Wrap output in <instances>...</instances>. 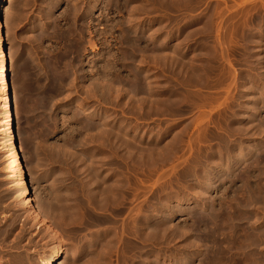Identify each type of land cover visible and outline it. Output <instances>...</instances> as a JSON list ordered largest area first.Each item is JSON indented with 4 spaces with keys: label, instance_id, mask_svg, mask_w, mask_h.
<instances>
[{
    "label": "rangeland",
    "instance_id": "374dc122",
    "mask_svg": "<svg viewBox=\"0 0 264 264\" xmlns=\"http://www.w3.org/2000/svg\"><path fill=\"white\" fill-rule=\"evenodd\" d=\"M94 1L11 0L6 5L9 6L7 10L10 13L11 22L9 28L4 26L3 29L2 51L4 49L7 62L8 75L5 82L9 85L11 93L10 123L16 135H21L29 155L28 162L29 168L32 169V177L28 174V186L31 189V197L35 199L36 205H39L40 211H44V205L49 207L51 204V207L45 208L44 218L58 233V240L63 239L62 247L68 251V257L66 259L62 257L58 262L63 261L64 264H156L157 262V264H182L183 259H191L190 256L193 255L192 258L197 257L191 264H264V122H261L264 120V0H117L118 2L113 0L115 2L112 1L110 11L107 13L104 10L106 0H98V3ZM88 3H90L89 8L85 7ZM73 11L78 13L74 15ZM135 18L143 20L138 21L137 24ZM131 24L133 27L130 26ZM134 26L138 30L137 33ZM162 27H165L164 30ZM110 29L111 31H108ZM153 31L156 33L158 31V34ZM151 33L153 35H150ZM142 35H145L144 39L147 36L145 40L149 43L156 42L155 47L140 44L137 37ZM166 36L169 37L168 41ZM148 37H152V42ZM153 39L157 40L153 41ZM165 39V45L164 43L161 45V41L164 42ZM222 43H225L226 48ZM92 44L93 47H91ZM138 47L142 51L146 48L152 58L158 57L159 53L160 57L152 60L150 56L147 57L148 52L145 50L146 54L140 49L137 51ZM154 50L158 54L153 55L156 53ZM163 53L166 61L161 57ZM141 55L144 56L141 57ZM159 58H162V61L158 60ZM134 59L138 60L134 61ZM135 68L139 70L136 71ZM119 76L120 79H118ZM147 82H150V88ZM109 83L110 85L106 86ZM129 84L131 88L134 84L135 88L131 89L130 86L128 88ZM111 85L120 86L121 89L118 87V90L122 91L119 93L116 91V86L113 89ZM102 87L104 89L110 87V91L112 89L115 91L113 93L107 89L109 94ZM140 88L146 90L142 91ZM125 91L132 97L126 95ZM130 91L133 92L131 95ZM0 92V264H44L51 262L54 255L61 249L52 239L51 233L46 231V228H40L39 223L23 206L24 181L19 180L18 167L14 163L13 134L6 126L7 112L4 110L6 95L1 87ZM143 92L146 93L143 94ZM148 95L149 97L152 95L151 100ZM143 97L147 101L143 100ZM255 98L259 101L257 102ZM161 100H165L166 103L172 100L173 104L172 101L167 104L174 108L172 110L167 108L170 105L164 107L166 104L162 105L165 102ZM254 102L260 108L259 114L254 112L256 105ZM199 103L204 105L200 106ZM171 111H175L177 115ZM202 115L204 117L201 118ZM114 117H116L115 120ZM196 118H201L199 119L201 123L195 122ZM124 121L125 126H123ZM92 126L96 128L93 129ZM100 127L105 128L106 131L103 129L99 134V129H102ZM97 128H99L98 131ZM126 128L130 129L126 133L129 136H125ZM107 131L109 133L107 136H111L108 137L109 140L106 134V137L104 136ZM113 132L117 134L114 135ZM114 136L115 139H113ZM196 137L200 144L195 142ZM120 139H124L123 142H120ZM126 140L130 141L128 144L131 146L127 144L128 141L125 142ZM192 140H195L194 143ZM131 142L135 145L134 149ZM125 144L131 149L127 147V151ZM248 148L250 149L247 150ZM84 155L86 158L83 157ZM236 156L241 157L237 159ZM242 157L244 160H241ZM236 161L240 165L234 168ZM216 170L218 172L223 170L225 174L221 175L222 178L221 176L218 178L216 186L208 191L210 197H213L208 203L209 206L207 205L209 208L201 209L196 206L200 200L198 196H195L196 191L198 190L201 194L208 190L210 182L207 179L211 177L209 174ZM31 178L35 186L31 183ZM199 179L203 180V184H200ZM88 182H92V184L89 183V188ZM94 182L97 183L94 185ZM98 189L99 192H96ZM106 189L109 190V195ZM102 190L104 201L108 202L102 203L101 200L104 197L99 194ZM93 192L98 193L97 195H100L102 199L96 201V205L94 201L93 205L87 207L85 200L94 195ZM111 193L117 199L112 198L114 196ZM185 194L186 198L192 199L191 203L177 206V199L184 198ZM193 196L195 197L192 198ZM97 202H100L99 207ZM139 205H141L139 210L146 214L142 212L139 214L144 218L145 225L141 236V238L145 237L141 240L143 249L140 252L134 249L136 243L140 241L136 237V230H134L135 234L132 233L135 228L131 227L134 224L130 225L138 216H135L138 212L133 214V210L137 208L135 211H139ZM59 210L64 213L61 212L63 213L61 214ZM204 211L211 220L210 225L209 218L199 223L200 217L205 215ZM169 212H174L175 216L170 218L167 216ZM130 217L133 218L132 222H128ZM221 220L222 222L219 223ZM104 221H107V224ZM127 222L130 231L128 227H125L128 225ZM103 225L105 228L108 225L112 229L110 231L108 227L104 229ZM173 227L181 234L173 231ZM148 228L151 230L148 231ZM152 228L159 231L154 232ZM190 229L191 232H189ZM217 230L219 233H216ZM100 232L107 234L105 236ZM124 233L130 238L128 236H124L126 240L124 237L121 238L120 236L125 235ZM132 234L134 238L136 237L135 242L134 238L132 240ZM207 234L212 236H209L210 241L208 237L205 239ZM95 235H98L96 242ZM201 237L202 241H200ZM194 238L196 242L198 240L200 244L206 246L201 256L198 255L193 244L187 243L192 242L191 239ZM127 240L129 242L125 244ZM138 255L140 260L136 257ZM223 256L225 258L222 262ZM151 260L156 262L151 263Z\"/></svg>",
    "mask_w": 264,
    "mask_h": 264
},
{
    "label": "bare ground",
    "instance_id": "6f19581e",
    "mask_svg": "<svg viewBox=\"0 0 264 264\" xmlns=\"http://www.w3.org/2000/svg\"><path fill=\"white\" fill-rule=\"evenodd\" d=\"M8 1L11 2V0H0V15H1V16H0V47H1V55H0V84H1V86H0V87H1L2 92H4L5 95H6V97L4 98V105H5V109H4V110H6L5 112H7V116H6V118H7V124H6V126L8 127V129L10 130V132L13 134V141H14V144H12V145H13V155H14L13 157H14V163H15L16 167H18L17 172H18V174H19L18 177H20L19 180L22 179V180L24 181V183L22 182V183L24 184V188L22 187V188H23V196H22V197H23V202H22V203H23L24 208L27 209V212H29L30 216H31L35 221H37V223H39V227H40V228H46V231H49V232L51 233L52 239H54V241L57 242L58 248L61 249L57 254L54 255L53 260H52L51 262H50V261H49V262H45L44 264H64L65 262H63V261L58 262V261H60V259H61L62 257H64L65 259L68 257V251H67L66 249H63V247H62V245H63V239L61 240V239L59 238V240H58V236H59V235H57L58 233H56V232L54 231L55 229L53 230V228L51 227V225H49V223H48L49 221L46 220V219L44 218V215H45V214L43 215V212L45 211V208H49V207H51V206H50L51 204L49 205V207L44 205V207H45V208H44V211H40L39 208H38L39 205L37 206L36 203H35V199H34L33 197H31V195H32V194H31V189H30V187L28 186V185H29V183H28V174H29L30 177H32V169L29 168L30 165H29V162H28V160H29V155H28V153H27V151H26V147L24 146L25 143H23L22 138H21V135H19V134L16 135V133L14 132V130H13L12 126H11V123H10V122H11V117H12V115H11V109H12L11 93H10V90H9V85H7V83L5 82V80L7 79L6 77H7V75H8V74H7V62H6V60H5V52H4V49H3V51H2V48H3V46H2L3 44H2V43H3V38H4V37H3V35H4V34H3V29H4V26H5V27L8 26V28H9V26H10L9 23L11 22V21H10V20H11V19H10V13H9L8 10H7V8H8L9 6H8V7L6 6L7 3H8ZM112 1H113V0H106V1H105V6H104L105 9H104V10H106V13L110 11V7H111V5H112ZM115 1H117V0H115ZM115 1H113V2H115ZM126 1H127V0H126ZM90 2H91V4H92V1H90ZM94 2L98 3V0H95ZM117 2H118V1H117ZM120 3H121V2H120ZM124 3H125V2H124ZM102 4H103V3H102ZM126 4H127V3H126ZM96 5H97V4H96ZM91 6H92V5H91ZM123 6H124V5H123ZM180 6H181V5H180ZM85 7L89 8V7H90V3H88V5H86ZM87 8H86V9H87ZM77 9L79 10V8H77ZM77 9H75V10H77ZM93 9H94V8H93ZM135 9H136V8H135ZM143 9H144V8H143ZM185 9H186V8H185ZM75 10H74V11H75ZM81 10H82V8H80V11H81ZM100 10H101V8H100ZM9 11H10V10H9ZM74 11H73V12H74ZM85 11H86V10H85ZM73 12H72V13H73ZM81 12H82V11H81ZM81 12H80V13H81ZM98 12H99V11H98ZM104 12H105V11H104ZM77 13H78V12H77ZM77 13L74 12L73 14L75 15V14H77ZM80 13H79V14H80ZM111 13H112V12H111ZM92 14H93V13L91 12V16H92ZM103 14H104V13H103ZM136 14H137V13H136ZM136 14H135V15H136ZM2 15H3V18H2ZM110 15H111V14H110ZM138 15H140V14H138ZM248 15H249V14H248ZM91 16H90V17H91ZM108 16H109V14H108ZM133 16H134V14L131 16V18H132ZM104 17H105V16H104ZM110 18H112V17H110ZM3 19H4V23H2V20H3ZM107 19H108V18H107ZM135 19H136V23H137L138 21L141 20V19L139 20L138 18H135ZM137 19H138V20H137ZM104 20H105V19H104ZM132 20H133V19H132ZM142 20H143V19H142ZM142 20H141V21H142ZM106 21H107V20H106ZM110 21H111V19H110ZM110 21H109V22H110ZM130 21H131V20H130ZM141 21H140V22H141ZM107 22H108V21H107ZM131 22H132V21H131ZM133 22H135V20H133ZM144 22H145V21H144ZM105 23H106V22H105ZM128 23H129V22H128ZM142 23H143V22H142ZM125 24H126V23H125ZM133 24H135V23H133ZM137 24H138V23H137ZM137 24H136V25H137ZM139 24H140V23H139ZM105 25H106V24H105ZM109 25H110V24H109ZM112 25H113V24H112ZM112 25H111V26H112ZM140 25H141V24H140ZM106 26H107V25H106ZM111 26H109V27H111ZM130 26L133 27L132 24H131ZM162 26H163V25H162ZM107 27H108V26H107ZM137 27H138V25H137ZM240 27H241V26H240ZM160 28H161V27H160ZM162 28H163V30H164L165 27H162ZM106 29H108V28H106ZM132 29H133V28H132ZM134 29H135V26H134ZM141 29H142V28H141ZM81 30H82V29H81ZM129 30H130V29H129ZM135 30H136V29H135ZM139 30H140V29H139ZM143 30H145V29H143ZM159 30H160V29L158 28V31H159ZM215 30H216V29H215ZM104 31H105V30H104ZM108 31H111V29L108 30ZM130 31H132V30H130ZM137 31H138V30H136L135 32L137 33ZM140 31H141V30H140ZM150 31H151V30H150ZM155 31H156V30H155ZM155 31H153V32H155ZM158 31H157V33L155 32V34H158ZM132 32L135 33L134 31H132ZM132 32H131V33H132ZM145 32H146V31H145ZM164 32H166V31H164ZM106 33H107V31H106ZM133 33H132V35H133ZM161 33H162V32H161ZM80 34H81V33H80ZM127 34H128V33H127ZM108 35H109V33H108ZM128 35L130 36V34H128ZM128 35H127V36H128ZM150 35H153V34L151 33ZM144 36H145V35H142L143 38L140 36L141 39H140V37H139V38L137 37V39H139V43H140V44H143V45L146 46V47H152V48H154L156 42H155V44H154V43L151 44V43H149V41L145 40V39L147 38V36H146L145 39H144ZM155 36H156V35H155ZM155 36H153V37H155ZM158 36H159V35H158ZM167 36H168V35H167ZM167 36H166L165 38H166L167 41H168V38H169V37L167 38ZM135 37H136V36H135ZM156 37H157V36H156ZM159 37H160V36H159ZM170 37H172V36L170 35ZM188 37H189V36H188ZM124 38H125V37H124ZM131 38H132V37H131ZM133 38H134V37H133ZM148 38H149V37H148ZM151 38H152V37L149 38V40H151L150 42H152V39H151ZM134 39H136V38H134ZM154 39H155V38H154ZM154 39H153V41H156V40H157V39H156V40H154ZM162 39H163V38H162ZM166 39H165L164 42L161 41V43H162L161 45H163V43H164V45H165ZM190 39H191V38H190ZM123 40H124V39H123ZM126 40H127V37H126ZM132 40H133V39H132ZM124 41H125V40H124ZM229 41H230V40H229ZM127 42H128V41H127ZM158 42H160V40H159ZM218 42H219V41H218ZM180 43H181V42H180ZM180 43H178V44H180ZM219 44H220V43H219ZM222 44H223V43H222ZM224 44H225V43H224ZM224 44H223V47L226 46V45L224 46ZM95 45H96V44H95ZM158 45H159V44H158ZM176 45H177V44H176ZM176 45H175V46H176ZM181 45H182V44H181ZM128 46H129V45H128ZM128 46H127V48H128V49H131V48H129V47H131V46H129V47H128ZM133 46H134V45H133ZM91 47H93V44L91 45ZM124 47H125V46H124ZM179 47H180V46H179ZM179 47H178V48H179ZM95 48H96V46H95ZM125 48H126V47H125ZM134 48H135V47H133V52H135V51H134ZM169 48H170V47H169ZM173 48H174V47H173ZM218 48H219V47H218ZM225 48H226V47H225ZM139 49H140L141 52H144V50H145L146 52H148V51L146 50V48L144 49V47H143V49H144L143 51L141 50L140 47H138V50H137V48H136L135 50L139 51ZM131 50H132V49H131ZM131 50H130V51H131ZM125 51H126V50H125ZM128 51H129V50H128ZM160 51H161V50H160ZM6 52H7V51H6ZM133 52H131V53H133ZM141 52H138V53L141 54ZM155 52H156V50H154V53H155ZM162 52H163V51H162ZM173 52H174V51H173ZM152 53H153V52H152ZM176 53H177V52H176ZM133 54H135V53H133ZM144 54H146V53L144 52ZM156 54H158V53L156 52V53L153 54V55H156ZM166 54H167V53H166ZM123 55H124V54H123ZM146 55H147V57L150 56V57L152 58L151 53L149 54V52H148V54H146ZM146 55H145V56H146ZM167 55H168V54H167ZM170 55H172V54H170ZM128 56H129V55H128ZM139 56H140V55H139ZM142 56H144V55H141V57H142ZM177 56H179V55H177ZM130 57H132V56H130ZM130 57H129V58H130ZM133 57H136V56H133ZM147 57H146V58H147ZM154 57H155V56H153L152 60H154V59L156 60L158 57H160V53H159V56H158V57H155V58H154ZM161 57L165 58L166 56L164 57V53H163V55H162ZM174 57H175V56H174ZM181 57H182V56H181ZM129 58H128V59H129ZM143 58H144V57H143ZM148 58H149V57H148ZM126 59H127V58H126ZM130 59H131V58H130ZM132 59H133V58H132ZM161 59H162V58H161ZM161 59L159 58L158 60H161ZM173 59H174V58H173ZM173 59H172V60H173ZM124 60H125V59H124ZM137 60H138V59H137ZM137 60L134 59V61H137ZM140 60H141V59H140ZM164 60L166 61V58H165ZM176 60L178 61V58H176ZM127 61H128V60H127ZM161 61H162V60H161ZM177 61H175V62H177ZM158 62H159V61H158ZM181 62H182V61H181ZM140 63H141V62H140ZM132 64H133V63H132ZM138 64H139V63H138ZM144 64H145V62H144ZM165 64H166V63H165ZM180 64H181V63H180ZM184 64H185V63H184ZM175 65H176V63H175ZM182 65H183V64H182ZM141 66H142V65H141ZM176 66H177V65H176ZM167 67H168V66H167ZM173 67H174V66H173ZM183 67H184V66H183ZM186 67H187V65H186ZM168 68H169V67H168ZM171 68H172V67H171ZM174 68H176V67H174ZM190 69H191V67H190ZM135 70H136V68H135ZM137 70H139V68H138ZM137 70H136V71H137ZM144 70H145V69H144ZM180 70H181V69H180ZM180 70H179V71H180ZM173 71H174V70H173ZM191 71H192V70H191ZM195 71H196V70H195ZM184 72H185V71H184ZM186 72H187V71H186ZM135 73H136V72H135ZM178 73H179V72H178ZM180 73H181V72H180ZM180 73H179V74H180ZM187 73H188V72H187ZM190 73H191V72H190ZM137 74H138V73H137ZM140 74H141V73H140ZM176 74H177V73H176ZM185 74H186V73H185ZM194 74H196V73H194ZM135 75H136V74H135ZM198 75H199V74H198ZM147 76H148V75H147ZM147 76H146V77H147ZM202 76H203V75H202ZM137 77H138V76H137ZM191 77H192V76H191ZM112 78H113V77H112ZM143 78H144V77H143ZM118 79H120V76H119ZM145 79H146V78H145ZM189 79L191 80V78H189ZM112 80H113V79H111V81H112ZM115 80H116V79H115ZM115 80H114V81H115ZM142 80H143V79H142ZM147 80H148V79H147ZM195 80H196V79H195ZM195 80H194V82H195ZM253 80H254V79H253ZM131 81H132V80H131ZM131 81H129V83H130ZM176 81H177V80H176ZM192 81H193V80H192ZM117 82H119V81H117ZM134 82H137V81L134 80ZM186 82H187V81H185V83H186ZM110 83H111V82H110ZM110 83L107 84L106 86H109ZM113 83H114V82H113ZM126 83H127V82H126ZM149 83H150V82H149ZM149 83L147 82L148 85H147V84H146V85L149 86ZM190 83H191V82H190ZM243 83H244V82H243ZM98 84H99V83H98ZM115 84H116V82H115ZM117 84H118V83H117ZM123 84H124V83H123ZM137 84H138V83H137ZM137 84H135V85L137 86ZM140 84H141V83H140ZM188 84H189V83H188ZM193 84H195V83H193ZM112 85H113V84H112ZM112 85H111V86H112ZM118 85L121 86L122 83H121V84H118ZM125 85H126V84H125ZM132 85H133V88H135V87H134V84H132ZM141 85H142V84H141ZM166 85H167V83H166ZM169 85H170V84H169ZM169 85H168V86H169ZM244 85H245V84H244ZM104 86H105V85H104ZM106 86H105V87H106ZM114 86H116V85H114ZM114 86H112L111 88H113ZM120 86H118V87H120ZM126 86H127V85H126ZM129 86H130V88H131V84L128 85V88H129ZM147 86H146V87H147ZM196 86H197V84H196ZM246 86H247V85H246ZM118 87L116 86V89H117L116 91H118V92L120 93V91H122V90H118ZM123 87H125V86H123ZM138 87H140V86L138 85ZM143 87H144V85H143ZM173 87H174V86H173ZM190 87H191V86H190ZM102 88L104 89V87H102ZM102 88H101V89H102ZM109 88H110V87H109ZM109 88L107 87L108 90H109ZM133 88H131V89H133ZM149 88H150V86H149ZM149 88L147 87V90H148ZM165 88H166V87H165ZM170 88H171V87H170ZM107 89H104V90H107ZM113 89H115V88H113ZM113 89H112L111 91H110V90H109V91L112 92ZM120 89H121V87H120ZM122 89H123V88H122ZM140 89H141V88H140ZM152 89H153V88H152ZM162 89H164V88H162ZM244 89H245V88H244ZM249 89H250V88H249ZM99 90H100V89H99ZM108 90H107V91H108ZM124 90H125V88H124ZM124 90H123V94H124ZM127 90H128V89H127ZM127 90H126V91H127ZM138 90H139V89H138ZM141 90H142V89H141ZM141 90H139V91H141ZM144 90H146V89H144ZM144 90H142V91H144ZM149 90H150V92H151V89H149ZM254 90H255V89H254ZM102 91H103V90H102ZM109 91H108L107 93L110 94ZM114 91H115V90H114ZM114 91H113V93H114ZM126 91H125V92H126ZM128 91H129V90H128ZM128 91H127V92H128ZM131 91H132V90H131ZM131 91H130V92H131ZM139 91H138V92H139ZM244 91H245V90H244ZM103 92H104V91H103ZM118 92H117V93H118ZM127 92L125 93L126 95H128ZM130 92H129V93H130ZM135 92H137V90H136ZM148 92H149V91H148ZM148 92H147V93H148ZM164 92H165V91H164ZM255 92H256V91H255ZM261 92H262V91H261ZM0 93H1V92H0ZM115 93H116V92H115ZM117 93H116V94H117ZM132 93H133V92H131L130 95H131ZM140 93H141V92H140ZM144 93H146V92H143V94H144ZM151 93H152V92H151ZM173 93H174V92H173ZM252 93H253V92H252ZM263 93H264V92H263ZM263 93H262V94H263ZM104 94H105V93H104ZM136 94H137V93H136ZM149 94H150V93H149ZM250 94H251V93H250ZM253 94H254V93H253ZM256 94H257V92H256ZM260 94H261V93H260ZM117 95H119V94H117ZM117 95H116V98H118ZM126 95H125V96H126ZM133 95H134V94H133ZM140 95H142V93H141ZM145 95H146V94H145ZM240 95L242 96V94H240ZM263 95H264V94H263ZM120 96H121V95H120ZM120 96H119V97H120ZM128 96H129V95H128ZM134 96H135V95H134ZM151 96H152V95H151ZM151 96H150V97H151ZM107 97H108V96H107ZM121 97H122V96H121ZM129 97H130V96H129ZM131 97H132V96H131ZM131 97H130V98H131ZM138 97H139V96H138ZM145 97H146V96H145ZM150 97H149V95H148V98H149V99H150ZM255 97H256V96H255ZM123 98H124V97H123ZM130 98H129V99H130ZM151 98H152V97H151ZM166 98H167V96H166ZM166 98H165V99H166ZM250 98H251V97H250ZM252 98L254 99L253 96H252ZM257 98H259V97H257ZM108 99H109V98H108ZM134 99H135V98H134ZM227 99H228V98H227ZM255 99H256V98H255ZM130 100H131V99H130ZM139 100H140V99H139ZM139 100H136V101H139ZM141 100H142V98H141ZM143 100H146V99L143 97ZM150 100H151V99H150ZM155 100H156V98H155ZM174 100L176 101V99H173V101H174ZM177 100H178V99H177ZM263 100H264V99H263ZM16 101H17V100H16ZM105 101H106V100H105ZM128 101H129V100H128ZM133 101H134V100H133ZM133 101H131V102H133ZM146 101H147V100H146ZM146 101H145V104H146ZM156 101H157V100H156ZM156 101H155V102H156ZM158 101H159V99H158ZM171 101H172V100H170V101H168V102L171 103ZM173 101H172V104H173ZM201 101H202V100H201ZM252 101H255V100H252ZM256 101L258 102L259 99H256ZM18 102H19V101H18ZM108 102H109V100H108ZM148 102H149V100H148ZM151 102L153 103V101H151ZM151 102H150V103H151ZM161 102H165V100H164V101L161 100ZM161 102H159V103L161 104ZM168 102H167V103H168ZM195 102H196V101H195ZM139 103H140V102H139ZM142 103H143V101H142ZM152 103H151V104H152ZM167 103H166V102H165V103H162V105L166 104V106H164V107H167V105H168ZM192 103H193V102H192ZM200 103H201V102H200ZM200 103H199V105H200ZM252 103H253V102H252ZM254 103H255V102H254ZM261 103H262V102H261ZM261 103H260V104H261ZM136 104H137V102H136ZM194 104H195V103H194ZM196 104H197V103H196ZM255 104H256V105H255V107H254V112H255L256 114H259V112H260V108L257 106V103H255ZM140 105H141V104H140ZM147 105H148V104H147ZM157 105H159V104L157 103ZM169 105H170V104H169ZM169 105H168V106H169ZM174 105H175V103H174ZM176 105H178V104H176ZM201 105H204V104H201ZM201 105H200V106H201ZM252 105H253V104H252ZM252 105H251V106H252ZM258 105H259V103H258ZM152 106H154V105L152 104ZM152 106H151V108H154V107H155V106H154V107H152ZM170 106H171V105H170ZM170 106L167 107V108H170V110H172V108H174V107H172V106L170 107ZM180 106H181V104H180ZM180 106H179V107H180ZM200 106H199V107H200ZM242 106H243V105H242ZM138 107H140V106H138ZM138 107H137V108H138ZM149 107H150V106H149ZM156 107H157V106H156ZM176 107H177V106H176ZM179 107H177V108H179ZM249 107H250V106H249ZM252 107H253V106H252ZM3 108H4V107H3ZM137 108H136V109H137ZM144 108H145V107H144ZM159 108L161 109V107H159ZM167 108H166V109H167ZM244 108H246V107H244ZM162 109H163V108H162ZM180 109H181V108H180ZM185 109H186V108H185ZM185 109H184V111H185ZM149 110H150V109H149ZM153 110H154V109H153ZM155 110H157V109L155 108ZM163 110H164V109H163ZM173 110H174V109H173ZM252 110H253V109H252ZM262 110H263V108H262ZM140 111H141V110H140ZM157 111H158V110H157ZM178 111H180V110H178ZM191 111H192V110H191ZM145 112H146V111H145ZM145 112H144V113H145ZM150 112H151V111H150ZM152 112H153V111H152ZM160 112H161V111H160ZM164 112H167V111H164ZM171 112H173V111H171ZM182 112H183V111H182ZM182 112H180V113H182ZM173 113H175V111H174ZM186 113H187V112H186ZM127 114H128V113H127ZM165 114H166V113H165ZM168 114H169V113H168ZM108 115H109V114H108ZM110 115H111V114H110ZM121 115H122V114H121ZM147 115H148V114H147ZM147 115H146V116H147ZM150 115H152V114H150ZM150 115H149L148 117H150ZM170 115H171V114H170ZM172 115H173V114H172ZM175 115H177V114L175 113ZM204 115H205V114H204ZM126 116L129 117V115H126ZM180 116H181V115H180ZM205 116H206V115H205ZM112 117H113V116H112ZM122 117H123V116H122ZM137 117H138V116H137ZM197 117H198V116H197ZM202 117H204V116L202 115L201 118H202ZM207 117H208V115H207ZM207 117H205V118H207ZM101 118H103V117H101ZM110 118H111V117H110ZM115 118H116V117H114V120H115ZM201 118H199V119H201ZM208 118H209V117H208ZM241 118H242V116H241ZM259 118H260V117H259ZM262 118H263V117H262ZM117 119H118V118H117ZM124 119H125V118H124ZM131 119H132V118H131ZM137 119H138V118H137ZM194 119H195V118H194ZM196 119H197V120H196L195 122H199V121H200L198 118H196ZM225 119H226V118H225ZM251 119H252V117H251ZM101 120H102V119H101ZM103 121H104V120H103ZM105 121H107V120H105ZM252 121H253V120H252ZM191 122H192V120H191ZM193 122H194V121H193ZM208 122H209V121H208ZM222 122H223V121H222ZM258 122H260V120H258ZM261 122L263 123L264 120L261 121ZM261 122H260V123H261ZM102 123H103V122H102ZM124 123H125V121L123 122V124H124ZM136 123H137V122H136ZM199 123H201V122H199ZM248 123H249V122H248ZM260 123H259V124H260ZM103 124H104V123H103ZM131 124H132V123H131ZM165 124H166V123H165ZM196 124H197V123H196ZM215 124H216V123H215ZM226 124H227V123H226ZM256 124H257V122H256ZM91 125H92V124H91ZM100 125H101V124H100ZM100 125H99V126H100ZM105 125H106V123H105ZM157 125H158V124H157ZM261 125H262V124H261ZM261 125H260V127H261ZM97 126H98V125H97ZM99 126H98V127H99ZM118 126H119V125H118ZM123 126H125V124H124ZM129 126H130V125H129ZM131 126H132V125H131ZM137 126H138V125H137ZM204 126H205V125H204ZM208 126H209V125H208ZM208 126H206V127H208ZM252 126H253V125H252ZM258 126H259V125H258ZM103 127H105V126H103ZM107 127H108V125H107ZM119 127H120V126H119ZM121 127H122V126H121ZM148 127H149V126H148ZM206 127H204V128H206ZM209 127H210V126H209ZM209 127H208V128H209ZM253 127H254V126H253ZM260 127H259V130H260ZM263 127H264V126H263ZM87 128H88V127H87ZM90 128H91V127H90ZM92 128H93V126H92ZM95 128H96V127H95ZM95 128H93V129H95ZM100 128H102V127H100ZM105 128H106V127H105ZM105 128H102L101 130H100L99 128H97V131H98V129H99V131H100L99 134H101V131H102L103 129H105ZM257 128H258V127H257ZM121 129H122V128H121ZM126 129H127V128H126ZM131 129H132V127H131ZM146 129H147V128H146ZM146 129H144V130H146ZM262 129H263V128H262ZM87 130H88V129H87ZM107 130H108V129H107ZM109 130H112V129L109 128ZM119 130H120V129H119ZM123 130H124V129H123ZM123 130H122V131H123ZM129 130H130V129L128 128L126 132L124 131V132H125V136H129V135H126V133H127ZM105 131H106V129H105ZM120 131H121V130H120ZM241 131H242V130H241ZM124 132H123V133H124ZM133 132H134V131H133ZM259 132H260V131H259ZM261 132H262V131H261ZM102 133H103V132H102ZM107 133H108V131H107ZM107 133H104V136H105V134H106V136L109 135V133H108V134H107ZM110 133H112V132H110ZM113 133H114V135L117 134V132H116V133L113 132ZM119 133H120V132H119ZM163 133H164V132H163ZM242 133H243V132H242ZM97 134H98V133H97ZM145 134H146V133H145ZM122 135H124V134H122ZM99 136H100V135H99ZM102 136H103V135H101V137H102ZM104 136H103V137H104ZM106 136H105V137H106ZM112 136H113V135H112ZM117 136H119V135H117ZM117 136H116V137H117ZM125 136H123V137H125ZM105 137H104V138H105ZM108 137H109V136H107V138H108ZM110 137H111V136H110ZM110 137H109V138H110ZM119 137H120V136H119ZM109 138H108V140H109ZM117 138H118V137H117ZM125 138H126V137H125ZM135 138H136V137H135ZM141 138H143V137H141ZM253 138H254V137H253ZM113 139H115V136H114ZM127 139H128V138H127ZM149 139H150V138H149ZM242 139H243V138H242ZM242 139H241V140H242ZM245 139H246V138H245ZM106 140H107V139H106ZM108 140H107V142H109ZM116 140H117V139H116ZM116 140H115V142H116ZM123 140H124V139H123ZM123 140L120 139V142H123ZM129 140H131V139H129ZM132 140H133V138H132ZM141 140H142V139H141ZM195 140H196V141H195ZM195 140H192L193 143H194V141H195L196 143L199 142V141H197V137H196ZM200 140H201V139H200ZM110 141H111V140H110ZM127 141H128V140H126L125 142H127ZM252 141H253V140H252ZM104 142H105V140H104ZM111 142H112V141H111ZM115 142H114V144H115ZM125 142H124V143H125ZM129 142H130V141H128L127 144H128ZM101 143H102V142H101ZM118 143H119V140H118ZM124 143H123V145H124ZM103 144H104V143H103ZM121 144H122V143H121ZM131 144L133 145L132 147H133V149H134V146H135V145L133 144V142H131ZM135 144L138 145V143H135ZM190 144H191V141H190ZM199 144H200V142H199ZM240 144H241V143H240ZM252 144H253V143H252ZM256 144H257V143H256ZM109 145H110V144H109ZM128 145H129V144H128ZM140 145H141V144H140ZM174 145H175V144H174ZM238 145H239V144H238ZM253 145H254V144H253ZM102 146H103V145H102ZM125 146H126V148H127V147L129 148V146H131V145L127 146V145L125 144ZM125 146H124V147H125ZM141 146H142V145H141ZM141 146H140V147H141ZM198 146H199V145H198ZM248 146H249V145H248ZM248 146H247V147H248ZM118 147H120V146H118ZM136 147H137V146H136ZM138 147H139V146H138ZM138 147H137V148H138ZM241 147H242V146H241ZM249 147H250V146H249ZM128 148H127V151H128ZM152 148H154V147H152ZM189 148H190V146H189ZM195 148H197V147H195ZM244 148H245V147H244ZM250 148H251V147H250ZM250 148H248L247 150H249ZM120 149H121V148H120ZM129 149H131V147H130ZM141 149H143V147H142ZM158 149H159V148H158ZM240 149H241V148H240ZM118 150H119V149H118ZM153 150H154V149H153ZM227 150H228V148H227ZM255 150H256V149H255ZM129 151H130V150H129ZM133 151H135V150H133ZM133 151H132V153H134ZM163 151H164V150H163ZM229 151H230V150H229ZM130 152H131V151H130ZM138 152H139V151H138ZM138 152H137V153H138ZM146 152H147V151H146ZM236 152H237V151H236ZM252 152H253V150H252ZM170 153H171V152H170ZM197 153H198V152H197ZM240 153H242V152H240ZM244 153H245V152H244ZM124 154H125V153H124ZM124 154H123V155H124ZM159 154H160V153H159ZM246 154H248V153H246ZM249 154H250V153H249ZM123 155H122V156H123ZM129 155H130V154H129ZM129 155H128V156H129ZM143 155H144V154H143ZM251 155H252V154H251ZM126 156H127V154H126ZM132 156H133V155H132ZM144 156H145V155H144ZM216 156H217V155H216ZM226 156H227V155H226ZM242 156H244V155H242ZM247 156H248V155H247ZM249 156H250V155H249ZM81 157H82V156H81ZM83 157H85V155H84ZM236 157H237V156H236ZM238 157H239V156H238ZM238 157H237V159H238ZM240 157H241V156H240ZM240 157H239V158H240ZM85 158H86V157H85ZM85 158H83V159H85ZM125 158H126V157H125ZM128 158H129V157H128ZM128 158H127V160H128ZM133 158H134V157H133ZM138 158H139V157H138ZM138 158H137V159H138ZM141 158H142V157H141ZM141 158H140V159H141ZM162 158H163V157H162ZM219 158H220V156H219ZM224 158H225V157H224ZM229 158H230V154H229ZM135 159H136V158H135ZM142 159H143V158H142ZM145 159H146V158H145ZM199 159H200V158H199ZM226 159H227V157H226ZM234 159H236V158H234ZM110 160H111V159H110ZM129 160H130V159H129ZM223 160H224V159H223ZM223 160L221 161V163L223 162ZM229 160H231V159H229ZM229 160H228V162H229ZM241 160H244L243 157H242ZM124 161H125V160H124ZM132 161H133V160H132ZM226 161H227V160H226ZM145 162H146V161H145ZM145 162H144V163H145ZM207 162H208V161H207ZM210 162H211V161H210ZM231 162H232V161H231ZM236 162H237V161H236ZM240 162H242V161H240ZM141 163H142V162H141ZM201 163H202V162H201ZM221 163H220V164H221ZM202 164H203V163H202ZM238 164H239V162H237L233 167L235 168L236 166H238ZM206 165H207V164H206ZM210 165H211L212 168H213L214 162H213V165H212V163H211ZM239 165H240V164H239ZM214 166H215V165H214ZM219 166H220V165H219ZM221 166H223V164H222ZM221 166H220V167H221ZM224 166H225V165H224ZM226 166H229V165H226ZM87 167H88V166H87ZM87 167H86V168H87ZM132 167H133V166H132ZM142 167H143V166H142ZM215 167H216V166H215ZM229 167H230V166H229ZM231 167H232V166H231ZM231 167H230V168H231ZM206 168H207V167H206ZM221 168H222V167H221ZM88 169H89V167H88ZM116 169H117V168H116ZM202 169H203V168H202ZM207 169H208V168H207ZM207 169H206V170H207ZM217 169H218V168H217ZM219 169H220V168H219ZM224 169H225V172H227V171H226V168H224ZM224 169H223V170H224ZM228 169H229V168H228ZM232 169H233V168H232ZM86 170H87V169H86ZM90 170H91V169H90ZM118 170H119V169H118ZM203 170H204V169H203ZM223 170H221L222 172H218L217 170H216L215 172H212V174H209V175H211V177L208 175V177H210L209 179H207V180L210 182V183H209V186L207 185V186H208V190L205 191V193H201V194H199L200 192H198V190L196 191V192H197V195H195V196H198V197L200 198V200L196 203V206L200 207L201 209H206V208L208 209V208H209V207H207V205H208V203H210V200H212L211 198H213V197H210V193H209L208 191L211 190V189H213V188L216 186V182H217L218 178H219L221 175L223 176V175L225 174V172H224ZM88 171H89V170H88ZM211 171H212V170H211ZM219 171H220V170H219ZM95 172H97V171H95ZM135 172H136V171H135ZM151 172H152V171H151ZM195 172H196V171H195ZM203 172H204V171H203ZM204 173H205V172H204ZM204 173H203V175H204ZM206 173H207V172H206ZM227 173H228V172H227ZM87 174H88V173H87ZM185 174H186V173H185ZM197 175H198V174H197ZM200 175H201V174H200ZM93 176H94V175H93ZM95 176H96V173H95ZM98 176H99V175H98ZM98 176H97V177H98ZM206 176H207V175H205V177H206ZM222 176H221V178H222ZM105 177H106V176H105ZM191 177H192V176H191ZM201 177H204V176L201 175ZM199 178H200V177H199ZM95 179H97V178L95 177ZM202 179H203V178H202ZM205 179H206V178H205ZM225 179H226V178H225ZM227 179H228V178H227ZM227 179H226V180H227ZM22 180H21V181H22ZM88 180H90V179H88ZM92 180H93V179H91V181H92ZM103 180L106 181V179H103ZM199 180H200V179H199ZM199 180H198V181H199ZM203 180H204V179H203ZM203 180H200V184H201V183L203 184V182H202ZM207 180H206V181H207ZM29 181H30V180H29ZM97 181H98V180H97ZM198 181H197V182H198ZM208 181H207V182H208ZM100 182H101V180L99 181V184H100ZM114 182H115V181H114ZM31 183H33V186H35V182H34L33 178H31ZM89 183H90V182L87 183L88 188H89V185L92 184V182H91L90 184H89ZM95 183H97V182H94L93 184L95 185ZM116 183H117V182H116ZM219 183H220V180H219ZM23 184H22V185H23ZM85 184H86V183H85ZM102 184H103V183H102ZM123 184H125V183H123ZM197 184H198V183H197ZM206 184H208V183H206ZM247 184H248V183H247ZM94 185H93V186H94ZM108 185H109V184H108ZM110 185H111V184H110ZM117 185H118V184H117ZM117 185H116V186H117ZM120 185H122V184H120ZM198 185H199V184H198ZM204 185H205V183H204ZM98 186H99V185H98ZM102 186H103V185H102ZM102 186H101V187H102ZM105 186H106V185H105ZM125 186H128V185H125ZM107 187H109V186H107ZM110 187H111V186H110ZM123 187H124V186H123ZM202 187H203V186H202ZM34 188H35V187H34ZM98 188H100V187H98ZM112 188H114V187L112 186ZM112 188H111V189H112ZM119 188H120V187H119ZM119 188H118V189H119ZM121 188H122V187H121ZM196 188H197V187H196ZM200 188H201V187H200ZM203 188H204V187H203ZM206 188H207V187H206ZM256 188H257V187H256ZM91 189H92V188H91ZM190 189H191V188H190ZM106 190H107V189H106ZM195 190H196V189H195ZM91 191H92V190H91ZM108 191H109V190H107V193H108ZM110 191H111V190H110ZM115 191H116V190H115ZM122 191H123V190H122ZM212 191H213V190H212ZM85 192H86V191H85ZM89 192H90V191H89ZM96 192H99V189H98V191H96ZM33 193H34V191H33ZM56 193H57V192H56ZM93 193H94V195L92 194V196H91L90 198H87L88 201L85 200V201H86L85 205H86V204L88 205L87 207H89V205H90V206L93 205V204H94V201H95V205H96V201H100V199H102V198L100 197V195H97L98 193H97V194H95V192H93ZM104 193H105V192H104ZM114 193H115V192H114ZM188 193H189V192H188ZM188 193H187V194H188ZM220 193H221V192H220ZM99 194H101V196H102V195H103V190H102V193H101V191H100ZM109 194H110V192H109L107 195H109ZM115 194H116V193H115ZM118 194H119V192H118ZM191 194L193 195V193H191ZM198 194H199V195H198ZM105 195H106V194H105ZM111 195H112V193H111ZM179 195H180V194H179ZM112 196H114V194H113ZM128 196H129V195H128ZM168 196H169V194H168ZM175 196H176V195H175ZM177 196H178V195H177ZM184 196H185V197H184ZM184 196H183L184 198L177 199V206H178V205L180 206V205H183V204L191 203L192 199H188V198H186V194H185ZM195 196H193L192 198H194ZM254 196H255V195H254ZM87 197H89V196H87ZM102 197H104V196H102ZM121 197H124V196L121 195ZM259 197H260V196H259ZM67 198H68V197H67ZM83 198H84V197H83ZM108 198H110V196H108ZM112 198L117 199V198H115V196L112 197ZM177 198H179V196H178ZM190 198H191V197H190ZM196 198H197V197H196ZM199 198H197V199H199ZM249 198H250V197H249ZM104 199H105V197L101 200L102 203L105 202V201H107V200L104 201ZM121 199H123V198H121ZM121 199H120V200H121ZM164 199H165V198H164ZM263 199H264V198H263ZM118 200H119V199H118ZM124 200H126L125 197H124ZM124 200H123V201H124ZM172 200H173V198H172ZM190 200H191V201H190ZM230 200H231V199H230ZM66 201H67V200H66ZM112 201H113V199H112ZM115 201H117V200H115ZM115 201H114V202H115ZM123 201H122V202H123ZM127 201H128V200H127ZM157 201H158V200H157ZM175 201H176V200H175ZM194 201H195V200H194ZM87 202L90 203V204H88ZM107 202H108V201H107ZM107 202H106V204L109 205ZM109 202H111V201H109ZM114 202H113V203H114ZM117 202H118V201H117ZM119 202H120L119 204H121V201H119ZM124 202H125V201H124ZM131 202H132V201H131ZM236 202H237V201H236ZM52 203L55 204L54 202H52ZM98 203H100V202H97V207H99V206H98ZM127 203H129V202H127ZM44 204H45V203H44ZM106 204H105V206H106ZM111 204H112V202H111ZM111 204H110V205H111ZM117 204H118V203H116V205H117ZM119 204H118V205H119ZM129 204H130V203H129ZM156 204L158 205V203H156ZM161 204H162V203H161ZM194 204H195V203H194ZM211 204H212V203H211ZM46 205H47V204H46ZM57 205H58V204H57ZM85 205H84V207H85ZM116 205H115V206H116ZM123 205H126V204L123 203ZM141 205H142V204H141ZM141 205L138 206V210L141 209V208H139V207H141ZM164 205H165V202H164ZM54 206H55V205H54ZM54 206H53V207H54ZM66 206H67V205H66ZM105 206L103 205V207H105ZM150 206H151V205H150ZM158 206H159V205H158ZM160 206H161V205H160ZM174 206H175V205H174ZM208 206H209V205H208ZM57 207H60V206H57ZM94 207H95V206H94ZM101 207H102V206H101ZM110 207H111V206H110ZM116 207H117V206H116ZM121 207H122V206H121ZM123 207H124V206H123ZM128 207H129V205H128ZM162 207H165V206H162ZM162 207H161V208H162ZM166 207H167V206H166ZM168 207H169V206H168ZM171 207H172V206H171ZM180 207H181V206H180ZM24 208H23V209H24ZM40 208H41V207H40ZM42 208H43V207H42ZM62 208H63V207H62ZM92 208H93V206H92ZM92 208H90V209H91V210H94V209H92ZM95 208H96V207H95ZM108 208H109V207H108ZM112 208H113V207H112ZM155 208H156V207H155ZM178 208H179V207H178ZM195 208H196V207H195ZM210 208H211V206H210ZM53 209H54V208H53ZM99 209H100V208H99ZM101 209H102V208H101ZM101 209H100V210H101ZM120 209H121V208H120ZM136 209H137V208H135V210H136ZM152 209H153V208H152ZM185 209H186V208H185ZM42 210H43V209H42ZM49 210H50V209H49ZM51 210H52V209H51ZM57 210H58V209H57ZM60 210H61V209H60ZM60 210H59V211H60ZM63 210H64V209H63ZM114 210H115V209H114ZM116 210H117V209H116ZM116 210H115V211H116ZM118 210H119V209H118ZM124 210H125V209H124ZM126 210H127V208H126ZM135 210H133V211H134L133 214H136V213L138 212V214L135 215V216H137V215H138V216L136 217L135 221L133 220L134 223H130V225H131V224H134V226L132 225L133 227H131V228H135V229H133L132 233H134V232H135L134 230H136L135 233L137 234V236H136V235H135V236H136L137 239L140 241V242L138 241L139 243H136L137 245H136V248H134V249H136V250H138V251L140 252V250L143 249V248H142V245H143V244H141V240H142V238H145V237H142V238H141V236H142V230H143V231L145 230V229H144V228H145V225L143 224V221H144L143 219H144V218H142V216H140L139 214H142V213H144V212H142V210H141V211H140V210H139V211H135ZM143 210H144V209H143ZM146 210H147V209H146ZM160 210H161V209H160ZM166 210H167V209H166ZM172 210H173V209H172ZM196 210H197V209H196ZM211 210H212V208H211ZM66 211H67V210H66ZM66 211H65V213H66ZM119 211H120V210H119ZM154 211H155V210H154ZM174 211H175V210H174ZM178 211H179V210H178ZM181 211H182V210H181ZM202 211H203V210H202ZM206 211H207V210H206ZM209 211H210V209H209ZM209 211H208V212H209ZM45 212H46V211H45ZM47 212L49 213L48 210H47ZM50 212H51V211H50ZM56 212H57V211H56ZM61 212H63V211H60V213H61ZM90 212H92V211H90ZM90 212H89V213H90ZM123 212H124V211H123ZM123 212H121V213H123ZM126 212H127V211H126ZM128 212H129V211H128ZM128 212H127V213H128ZM131 212H132V211H131ZM135 212H136V213H135ZM140 212H142V213H140ZM204 212H205V211H204ZM53 213H54V212H53ZM53 213H52V215H54ZM63 213H64V212H63ZM63 213H61V214H63ZM108 213H109V212H108ZM152 213H153V212H152ZM177 213H178V212H177ZM177 213H176V215H177ZM194 213H195V210H194ZM210 213H211V212H210ZM55 214H56V213H55ZM113 214H114V213H113ZM119 214H120V213H119ZM131 214H132V213H131ZM144 214H145V213H144ZM162 214H163V213H162ZM189 214H190V213H189ZM64 215H65V214H64ZM86 215H87V214H86ZM103 215H104V214H103ZM122 215H123V214H122ZM145 215H146V214H145ZM148 215H149V214H148ZM152 215H153V214H152ZM164 215H165V214H164ZM166 215H167V214H166ZM178 215H179V213H178ZM178 215H177V216H178ZM193 215H196V214H193ZM197 215H198V214H197ZM199 215H201V214H199ZM199 215H198V216H199ZM92 216H93V215H92ZM95 216H96V215H95ZM120 216H121V215H120ZM131 216H132V215H131ZM133 216H134V215H133ZM167 216H169V217L171 218V217H174L175 214H174V212H171V213L169 212V215H167ZM198 216H197V217H198ZM211 216H212V215H211ZM211 216H210V217H211ZM213 216H214V215H213ZM65 217H66V215H65ZM93 217H94V216H93ZM96 217H98V216H96ZM117 217H118V216H117ZM121 217H123V216H121ZM149 217H150V216H149ZM153 217H154V216H153ZM158 217H159V216H158ZM169 217H168V218H169ZM215 217H216V216H215ZM219 217H220V216H219ZM63 218H64V217H63ZM66 218H67V217H66ZM102 218H103V217H102ZM102 218H101V220H102ZM105 218H106V217H105ZM123 218H125V217H123ZM128 218H129V217H128ZM128 218H127V219H128ZM146 218H147V217H146ZM162 218H163V217H162ZM194 218H195V216H194ZM194 218H193V219H194ZM198 218H199V217H198ZM208 218H209V217H208V214L205 212V215H203L202 218L200 217L201 221L198 219V220L200 221L199 223H202L203 221H204V222L207 221ZM213 218H214V217H213ZM213 218H212V220H213ZM97 219H98V218H97ZM127 219H126V221H127ZM131 219H133V218L130 217V220L128 219V222H129V221L132 222ZM147 219H148V218H147ZM147 219H145V220H147ZM196 219H197V218H196ZM64 220H65V218H64ZM64 220H63V221H64ZM103 220H104V219H103ZM106 220H107V219H106ZM198 220H197V221H198ZM208 220H210V218H209ZM97 221H98V220H97ZM97 221H96V222H97ZM195 221H196V220H195ZM235 221H236V220H235ZM100 222H101V221H100V219H99V222H98L99 225H100ZM104 222H105V221H104ZM104 222H103V223H104ZM128 222H127V224H128ZM146 222H147V221H146ZM220 222H222V220L219 221V223H220ZM98 223H97V224H98ZM109 223H110V220H109ZM192 223H193V221H192ZM195 223H197V222H195ZM209 223H211V220L208 222V224H209ZM225 223H227V222L225 221ZM66 224H67V223H66ZM105 224H107V221L105 222ZM114 224H115V223H114ZM124 224H126V223H124ZM193 224H194V223H193ZM197 224H198V223H197ZM206 224H207V222H206ZM101 225H102V224H101ZM109 225H110V224H109ZM111 225H112V223H111ZM122 225H123V224H122ZM143 225H144V226H143ZM167 225H168V224H167ZM167 225H166V226H167ZM180 225H181V224H180ZM182 225H183V224H182ZM184 225H185V224H184ZM187 225H188V224H187ZM209 225H210V224H209ZM219 225H220V224H219ZM226 225H227V224H226ZM178 226H179V225H178ZM178 226H177V227H178ZM188 226H190V225H188ZM188 226H187V227H188ZM194 226H195V224H194ZM200 226H201V224H200ZM212 226H213V225H212ZM214 226H216V225H214ZM214 226H213V227H214ZM221 226H222V224H221ZM232 226H233V225H232ZM103 227H104V229H106L107 227L109 228L108 225H106V228H105L104 225L102 226V228H103ZM122 227H124V225H123ZM125 227H128V230L130 231V229H129V227H130L129 224H128L127 226H125ZM143 227H144V228H143ZM147 227H148V226H147ZM147 227H146V229H147ZM155 227H156V226H155ZM157 227H158V226H157ZM170 227H171V226H170ZM174 227H175V225H174ZM174 227H173V228H174ZM181 227H182V226H181ZM187 227H186V228H187ZM197 227H199V224L197 225ZM204 227H205V223H204ZM223 227H225V226H224V223H223ZM223 227H222V228H223ZM108 228H107V229H108ZM116 228H117V227H116ZM142 228H143V229H142ZM159 228H160V227H159ZM171 228H172V227H171ZM183 228H185V227H183ZM199 228H200V227H199ZM199 228H198V229H199ZM206 228H207V227H206ZM206 228H205V229H206ZM208 228H210V227H208ZM110 229H112V227H110L108 230L110 231ZM148 229H149V228H148ZM152 229H153V228H152ZM165 229H166V227H165ZM167 229H168V228H167ZM176 229H177V228H176ZM187 229H188V228H187ZM191 229H192V228H191ZM191 229H190V231H189V230H188V231L191 232V231L193 230V229H192V230H191ZM195 229H196V226H195ZM195 229H194V232L196 231ZM198 229H197V230H198ZM212 229H215V230H216V228H212ZM212 229H209V230L212 231ZM219 229H220V228H219ZM223 229H224V228H223ZM223 229H222V231H223ZM102 230H103V229H102ZM113 230L116 231L117 229H113ZM124 230H125V229H124ZM131 230H132V229H131ZM150 230H151V229H149L148 231H150ZM153 230H154V232H155L156 229H153ZM153 230H152V231H153ZM162 230L164 231V229H162ZM174 230H175V228L173 229V231H174ZM178 230H180L179 227H178ZM202 230H203V229H202ZM99 231H100V230H99ZM105 231H107V230H105ZM105 231H104V232H105ZM122 231H123V229H122ZM126 231H127V230H126ZM126 231H125V233H126ZM148 231H147V232H148ZM152 231H151V233H154V232H152ZM158 231H159V230H158ZM158 231L156 230V232H158ZM163 231H162V233H164ZM166 231H167V230H166ZM173 231H172V232H173ZM182 231H183V230H182ZM188 231H187V234L189 233ZM207 231H208V229H207ZM217 231H218V230H217ZM222 231H221V234H222ZM104 232H100V234H101V233H104ZM119 232H120V231H119ZM147 232H144V233L147 234ZM160 232H161V231H160ZM175 232H176V230H175ZM183 232H184V231H183ZM208 232H210V231H208ZM212 232H213V231H212ZM214 232H216V231H214ZM50 233H49V234H50ZM125 233H124V234H125ZM135 233H134V234H135ZM165 233H166V232H165ZM167 233H168V232H167ZM173 233H174V232H173ZM173 233H172V235H173ZM176 233H177V234H179V233L181 234V232H178V231H177ZM196 233H197V232H196ZM198 233H200V232H198ZM204 233H205V231H204ZM216 233H219V231L216 232ZM216 233H215V235H216ZM95 234H97V232H96ZM104 234H105V236H106L107 233H104ZM120 234H121V233H120ZM128 234H129V232H128ZM148 234H149V233H148ZM156 234H157V233H156ZM170 234H171V233H170ZM177 234H176V235H177ZM185 234H186V232H185ZM187 234H186V235H187ZM189 234H190V233H189ZM189 234H188V235H189ZM208 234H210V233H208ZM208 234H207V235H208ZM211 234H212V233H211ZM92 235H94V234H92ZM122 235H123V234H122ZM122 235L120 236L121 238L124 237V236H125V237L128 236V235L126 236V234L123 235V236H122ZM130 235H131V234H129V236H130ZM149 235H150V234H149ZM154 235H155V234H154ZM158 235H159V234H158ZM161 235H162V234H161ZM163 235H164V234H163ZM172 235H171V236H172ZM176 235H175V236H176ZM194 235H195V234L193 233V237H194ZM196 235H198V234H196ZM200 235H202V234H200ZM200 235H199V237H200ZM207 235L205 236V239L208 237V238H209V241H210V238H211L212 236H211V235H208V236H207ZM213 235H214V234H213ZM218 235H219V234H218ZM222 235H223V234H222ZM224 235H225V234H224ZM230 235H231V234H230ZM85 236H86V235H85ZM95 236H97V238H96ZM95 236H94V238H95L94 240H95V242H96V239H98V235H95ZM117 236H118V235H117ZM129 236H128V238H130ZM144 236H146V235H144ZM183 236H184V235H183ZM183 236H181V237H183ZM189 236H190V235H189ZM209 236H211V237H209ZM125 237H124V238H125ZM136 237L134 238V237H133V234H132V240H133V238H134V242H135ZM153 237H154V236H153ZM155 237H157V235H156ZM161 237H162V236H161ZM164 237H165V235H164ZM199 237H198V238H199ZM202 237H203V236H202ZM202 237H201L200 241L203 240ZM217 237H219V236H217ZM230 237H231V236H230ZM146 238H147V237H146ZM176 238H177V237H176ZM178 238H179V235H178ZM178 238H177V240H178ZM184 238H185V236H184ZM190 238H191V237H190ZM101 239H103V238H101ZM118 239H119V238H118ZM159 239H160V238H159ZM163 239H165V238H163ZM171 239H172V238H171ZM182 239H183V238H182ZM188 239H189V238H188ZM188 239H187V240H188ZM205 239H204V240H205ZM214 239H215V238H214ZM247 239H248V238H247ZM92 240H93V237H92L91 241H92ZM113 240H115L114 237H113ZM121 240H122V239H121ZM125 240H126V238H125ZM128 240H129V239H128ZM128 240L125 242V244H126L127 242H129ZM130 240H131V239H130ZM132 240H131V241H132ZM153 240H154V239H153ZM172 240H173V239H172ZM189 240H190V239H189ZM191 240H193V241H192L193 243H192L191 241H190V242L188 241L187 243H191V244H193V245H194V249H195V247H196V251H198V252H197L198 255L201 256V255L203 254V253H202L203 248L206 247V246L200 244V243L198 242V240H197V242H196L195 238H194V239H191ZM64 241H65V239H64ZM97 241H98V240H97ZM100 241L102 242V240H100ZM123 241H124V240H123ZM175 241H176V240H175ZM175 241H174V242H175ZM178 241H179V240H178ZM206 241H207V240H206ZM213 241H214V240H213ZM95 242L93 243L94 245H95ZM136 242H137V240H136ZM142 242H143V241H142ZM145 242H146V241H144V243H145ZM204 242H205V241H204ZM206 243H208V241H207ZM211 243H212V240H211ZM96 244H97V243H96ZM127 244H128V243H127ZM130 244H131V242H130ZM84 245H85V244H84ZM94 245H93V246H94ZM123 245H124V244H123ZM146 245H147V244H146ZM205 245H206V244H205ZM255 245H256V244H255ZM131 246H132V245H130V247H131ZM144 246H145V245H144ZM184 246L186 247V245H184ZM188 246H189V245H188ZM191 246H192V245H191ZM133 247H134V244H133ZM133 247H132V248H133ZM189 247H190V246H189ZM82 248H83V247H82ZM84 248H85V246H84ZM126 248H128V247H126ZM144 248H145V247H144ZM182 248H184V247H182ZM188 249H190V248H188ZM206 249H207V248H206ZM127 250H128V249H127ZM130 250H131V249H130ZM183 250H184V249H183ZM185 250H187V249L185 248ZM191 250H193V249H191ZM132 251H133V249H132ZM147 251H148V250H147ZM159 251H161V250H159ZM204 251H209V250H204ZM218 251H219V250H218ZM222 251H223V250H222ZM125 252H126V251H125ZM127 252H128V251H127ZM133 252H134V251H133ZM135 252H136V251H135ZM141 252H142V251H141ZM155 252H156V251H155ZM164 252H165V251H164ZM185 252H186V251H185ZM192 252H193V251H192ZM192 252H190V254H191ZM131 253H132V252H131ZM195 253H196V252H195ZM220 253H221V252H220ZM220 253H219V255H221ZM120 254H121V253H120ZM135 254H139V253H135ZM135 254H133V255H135ZM145 254H146V253H145ZM153 254H155V253H153ZM224 254H225V253H224ZM127 255H130V253H129V254L127 253ZM131 255H132V254H131ZM141 255L143 256V252H142ZM156 255H157V254H156ZM156 255H155V256H156ZM181 255H182V254H181ZM185 255H186V254H185ZM188 255H189V254H188ZM149 256H150V255H149ZM182 256H184V255H182ZM189 256H190V255H189ZM226 256H227V255H226ZM229 256H230V255H229ZM27 257H28V256H27ZM131 257H132V256H131ZM136 257H138L139 260H140L139 255L136 256ZM144 257H145V256H144ZM151 257H152V256H151ZM159 257H160V256H159ZM159 257H158V258H159ZM163 257H164V256H163ZM165 257H166V256H165ZM178 257H179V255H178ZM190 257H191V259H190V258L187 259V260L183 259L184 262H183L182 264H191V263L193 262L194 258L197 257V256H195L194 258H192V257H193V255H192V256H190ZM204 257H205V256H204ZM219 257H221V256H219ZM133 258H134V257H133ZM142 258H143V257H142ZM155 258H156V257H155ZM185 258H186V256H185ZM224 258H225L224 256H223V258H221V259H223L222 262L224 261ZM143 259H144V258H143ZM151 259H152V258H151ZM173 259H174V258H173ZM180 259L182 260L181 257H180ZM180 259H179V260H180ZM202 259H203V258H202ZM216 259H218V258H216ZM240 259H241V258H240ZM132 260L134 261V259H132ZM136 260H138V259H136ZM177 260H178V258H177ZM183 260H182V261H183ZM219 260H220V258H219ZM182 261H181V262H182ZM194 261H195V260H194ZM143 262L145 263V261H143ZM147 262L150 263L149 261H147ZM152 262L155 263L156 260H155V262L151 260V263H152ZM165 262H166V261H165ZM171 262H172V261H171ZM208 262H209V261H208ZM157 263H158V262H157ZM157 263H156V264H157ZM175 263H176V262H175ZM209 263H210V262H209ZM141 264H142V263H141ZM145 264H146V263H145ZM164 264H166V263H164ZM211 264H212V263H211ZM220 264H222V263H220ZM240 264H241V263H240Z\"/></svg>",
    "mask_w": 264,
    "mask_h": 264
}]
</instances>
